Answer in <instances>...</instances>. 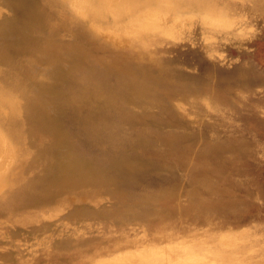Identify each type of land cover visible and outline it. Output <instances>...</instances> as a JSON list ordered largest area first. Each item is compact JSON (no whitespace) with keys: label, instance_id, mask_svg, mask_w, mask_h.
<instances>
[{"label":"rangeland","instance_id":"1","mask_svg":"<svg viewBox=\"0 0 264 264\" xmlns=\"http://www.w3.org/2000/svg\"><path fill=\"white\" fill-rule=\"evenodd\" d=\"M46 1L0 0V264H264V0L123 5L113 16Z\"/></svg>","mask_w":264,"mask_h":264},{"label":"bare ground","instance_id":"2","mask_svg":"<svg viewBox=\"0 0 264 264\" xmlns=\"http://www.w3.org/2000/svg\"><path fill=\"white\" fill-rule=\"evenodd\" d=\"M47 1H48V0H47ZM47 1H46V2H47ZM96 1L98 2L97 4L95 3ZM176 1H177V0H117V2H118L117 4H115L116 2L113 3V0H82L81 2H82L84 5H86V6L92 7V8L95 9L96 12L99 13V14L110 13V15H112V14H113V15H119V14H120V11L122 10L123 5H130V6H133V7L135 8V9H134V8H133V9L136 10L137 8L145 7L147 4H151V3H154V4L158 3V4H160L161 2H164L165 5H168L169 8L174 9ZM190 1H192V0H190ZM226 1H227V0H226ZM3 2L5 3V1H3ZM72 2H74V1H72ZM77 2H78V1H77ZM173 2H174V3H173ZM203 2H204V0H201V1H200V3H203ZM240 2H242V1H240ZM257 2H258V1H257ZM40 3H41V2H40ZM47 3H48V2H47ZM68 3H70V5H71V2H68ZM75 3H76V1L74 2V4H75ZM186 3H187V2H186ZM190 3H191V2H190ZM190 3H189V4H190ZM198 3H199V2H198ZM198 3H197V4H198ZM204 3H206V2H204ZM226 3H227V2H226ZM259 3H260V2H259ZM41 4H42V3H41ZM45 4H46V3H45ZM79 4H81V3H79ZM158 4H157V5H158ZM169 4H171V5H169ZM189 4H188V5H189ZM206 4H208V3H206ZM262 4H263V3H262ZM179 5H180V4H179ZM188 5H187V6H188ZM74 6H75V5H74ZM130 6H129L128 8H130ZM180 6H181V5H180ZM194 6H195V5H194ZM206 6H207V5H206ZM227 6H228V5H227ZM240 6H241V5H240ZM240 6H239V7H240ZM83 7H85V6H83ZM195 7H196V6H195ZM190 8H191V7H190ZM199 8H200V7H199ZM199 8H198V9H199ZM205 8H206V7H205ZM226 8H227V7H226ZM229 8H230V7H229ZM85 9H86V7H85ZM133 9H132V11H134ZM142 9H145V8H142ZM234 9H235V8H234ZM9 10H10V9H9ZM123 10H124V9H123ZM236 10H237V9H236ZM236 10H235V11H236ZM74 11H75V10H74ZM81 11L84 12L85 10H82V9H81ZM81 11L79 10V12H81ZM124 11H125V10H124ZM156 11H157V10H156ZM197 11H198V10H197ZM232 11H233V10H232ZM232 11H231V12H232ZM238 11H239V10H238ZM126 12H127V11H126ZM143 12H145V10L142 11V12H140V16H141V13H143ZM146 12H147V11H146ZM160 12H162V11H159V14H160ZM228 12H229V11H228ZM10 13H11V12H10ZM130 13H131V12H130ZM134 13H135V12H134ZM148 13H149V12H148ZM156 13H158V12H156ZM156 13H155V14H156ZM162 13L165 14V12H162ZM185 13H186V12H185ZM189 13H190V12H189ZM189 13H187V14H189ZM77 14H78V12H77ZM132 14H133V13H132ZM137 14H139V13H137ZM137 14H136V15H137ZM166 14H168V12H167ZM196 14H197V12H196ZM199 14H200V13H199ZM205 14H206V13H205ZM232 14H233V12H232ZM10 15H11V14H10ZM113 15H112V16H113ZM146 15H147V16H146ZM179 15H180V14H179ZM181 15H182V14H181ZM184 15H185V14H184ZM206 15H208V13H207ZM212 15H214V14H212ZM212 15H209V16H212ZM252 15H253V14H252ZM255 15H256V14H255ZM2 16H4V15H2ZM5 16H6V14H5ZM79 16H80V15H79ZM144 16H145L147 19H148V18L151 19V17H152V18H155V16L152 15V14H145ZM165 16H166V15H165ZM201 16H203V15H201ZM214 16H215V15H214ZM217 16H218V15H217ZM256 16H258V15H256ZM7 17H8V16H7ZM7 17H6V18H7ZM11 17H12V16H11ZM11 17H9V18H11ZM74 17H76V16H74ZM80 17H81V16H80ZM84 17H85V15H84ZM134 17H135V16H134ZM134 17H133V18H134ZM141 17H143V16H141ZM141 17H140V18H141ZM166 17H168V16H166ZM180 17H181V16H180ZM212 17H213V16H212ZM218 17H219V16H218ZM262 17H263V16H262ZM1 18H3V17H1ZM67 18H68V17H67ZM69 18H70V17H69ZM81 18H82V17H81ZM163 18H164V17H163ZM173 18H174V17H173ZM191 18H192V17H191ZM191 18H189V19H191ZM224 18H225V17H224ZM260 18H261V17H260ZM3 19L6 20L5 18H3ZM3 19H1V21H3ZM83 19L85 20V18H83ZM130 19H131V17H130ZM144 19H145V18H144ZM170 19H171V18L169 17V20H170ZM214 19H215V18H214ZM261 19H262V18H261ZM141 20H142V19H141ZM151 20H153V19H151ZM151 20H149V21H151ZM164 20H165V18H164ZM164 20H163V22H164ZM228 20L230 21V19H228ZM247 20H248V19H247ZM259 20H260V19H259ZM71 21H72V20H71ZM131 21H132V20H131ZM131 21H130V22H131ZM147 21H148V20H147ZM158 21H159V20H158ZM166 21H167V19H166ZM166 21L164 22V24L167 23ZM177 21H178V20H177ZM205 21H206V20H205ZM127 22H128V21H127ZM156 22H157V21H156ZM173 22H174V21H173ZM227 22H228V21H227ZM227 22L224 21V23H227ZM246 22H247V21H246ZM246 22H245V23H246ZM4 23H5V22H4ZM6 23H7V22H6ZM69 23L71 24L72 22H69ZM90 23L93 24L92 22H90ZM90 23H89V24H90ZM124 23H126V22H124ZM124 23H121V24H124ZM133 23H134V22H133ZM170 23H171V22H170ZM178 23H179V22H178ZM178 23H177V24H178ZM224 23H223V24H224ZM49 24H51V23H49ZM89 24H88V25H89ZM121 24H119V25H121ZM131 24H132V22H131ZM136 24H137V23H136V21H135V24H133V25L136 26ZM138 24H139V23H138ZM150 24H151V23H150ZM175 24H176V23H175ZM175 24H174V25H175ZM179 24H180V23H179ZM208 24H209V23H208ZM217 24H218V23H217ZM217 24H216V25H217ZM229 24H230V23H229ZM94 25H95V27L97 28L98 25H97V26H96V24H94ZM124 25H125V24H124ZM128 25H129V24H128ZM133 25H132V26H133ZM143 25H144V24H143ZM158 25H159V24H158ZM158 25H157V26H158ZM166 25H167V24H166ZM169 25H170V24H169ZM230 25H231V24H230ZM49 26H50V25H49ZM70 26H71V25H70ZM107 26H108V25H107ZM112 26H113V25H112ZM112 26H111V27H112ZM147 26H148V25H147ZM159 26H160V25H159ZM177 26H178V25H177ZM181 26H182V25H180V27H181ZM190 26H191V25H190ZM220 26H222V25H220ZM248 26H249V25H248ZM2 27H3V26H2ZM55 27H56V26H55ZM57 27H58V26H57ZM89 27H90V26H89ZM98 27L100 28V26H98ZM140 27H142V26H140ZM154 27H156V25H155ZM208 27H209V26H208ZM0 28H1V27H0ZM107 28H109V27H107ZM116 28H117V26L115 27V29H116ZM142 28H143V27H142ZM150 28H152V27H150ZM156 28H157V27H156ZM166 28H168V27H166ZM174 28H176V27L174 26ZM177 28L179 29V27H177ZM181 28H182V27H181ZM210 28H212V26H211ZM102 29H103V27H102ZM109 29H110V28H109ZM115 29H113V30H111V31L114 32ZM172 29H173V28H172ZM208 29H209V28H208ZM216 29H217V28H216ZM230 29H231V28H230ZM247 29H248V27H247ZM249 29H250V28H249ZM92 30H94V29L92 28ZM105 30H107V29H104L103 31H105ZM120 30H122V29H120ZM134 30H135V29H134ZM134 30H131V32L134 31ZM142 30H144V29H142ZM145 30H147V29H145ZM151 30H153V28H152ZM151 30H150V31H151ZM165 30H166V29H165ZM169 30H170V29H169ZM197 30H198V29H197ZM197 30H196V31H197ZM228 30H229V29H228ZM250 30H251V29H250ZM99 31H100V30H99ZM128 31H130V30H128ZM136 31H137V33L139 34L138 30H136ZM136 31H134L135 34H136ZM159 31H160V30H159ZM175 31H176V30H175ZM181 31H182V30H181ZM189 31H190V30H189ZM212 31H213V30H212ZM124 32L126 33V31H124ZM131 32H127V33L129 34V33H131ZM154 32H155V31H154ZM177 32H178V31H177ZM208 32H209V30H208ZM231 32H232V31H231ZM62 33H63V32H62ZM98 33H99V32H98ZM125 33H124L123 35L127 36ZM173 33H174V32H173ZM175 33H176V32H175ZM212 33H213V32H212ZM222 33H223V32H222ZM115 34L118 35V33H116V32H115ZM120 34H122V33H119V35H118L119 37L117 36L118 38H120ZM131 34H132V36H133V33H131ZM135 34H134V35H135ZM138 34H137V35H138ZM224 34H225V33H224ZM231 34H232V33H231ZM36 35H37V34H36ZM39 35H40V34H39ZM61 35H62V34H61ZM123 35H121V36H123ZM171 35H173L172 32H171ZM196 35H197V34H196ZM226 35H227V34H226ZM247 35H248V34H247ZM100 36H101V35H100ZM16 37H17V36H16ZM62 37H63V36H62ZM103 37H104V36H103ZM176 37H177V36H176ZM0 38H1V37H0ZM2 38H3V37H2ZM9 38H10V37H9ZM11 38H12V37H11ZM63 38H64V37H63ZM65 38H66V37H65ZM173 38H175V37H173ZM206 38H207V37H206ZM208 38H209V37H208ZM218 38H219V37H218ZM120 39H121V38H120ZM106 40H109V39L106 38ZM176 40H178V39H176ZM110 41H111V40H110ZM211 41H212V40H211ZM233 41H234V40H233ZM70 42H71V41H70ZM213 42H214V41H213ZM216 42H217V41H216ZM222 42H223V41H222ZM114 43H115V42H114ZM219 43H220V42H219ZM236 43H237V42H236ZM124 44H125V43H124ZM256 44H257V43H256ZM43 45H44V44H43ZM115 45H116V44H115ZM257 45H259V44H257ZM117 46H121V45H117ZM233 46H235V45H233ZM242 46H243V45H242ZM250 46H251V45H250ZM182 47H183V46H182ZM57 48H60V47H57ZM57 48H56V49H57ZM153 48H154V47H153ZM153 48H152V49H153ZM180 48H181V47H180ZM255 48H256V47H255ZM70 49H71V48H70ZM214 49H215V48H214ZM60 50H61V48L59 49V51H60ZM72 50H73V49H72ZM238 50H239V49H238ZM243 50H245V49H243ZM57 51H58V49H57ZM57 51H56V52H57ZM66 51H70V50H66ZM73 51H74V50H73ZM248 51H249V50H248ZM49 52H51V51H49ZM49 52H48V54H49ZM60 52H61V51H60ZM74 52H75V51H74ZM211 52H212V51H211ZM241 52H242V51H241ZM52 53H53V52H52ZM63 53H64V52H63ZM63 53H62V55H63ZM160 53H161V52H160ZM203 53H204V52H203ZM205 53H207V52H205ZM214 53H215V51H214ZM257 53H258V52H257ZM36 54H37V53H36ZM38 54H39V53H38ZM43 54H44V53H43ZM69 54H71V52H69ZM69 54H68V55H69ZM86 54H87V53H86ZM197 54H198V53H197ZM197 54H196V55H197ZM254 54H256V53L254 52ZM41 55H42V54H41ZM51 55H52V54H51ZM65 55H66V54H65ZM170 55H171V54H170ZM48 56H49V55H48ZM66 56H67V55H66ZM91 56H92V55H91ZM216 56H217V55H216ZM218 56H219V55H218ZM55 57H56V56H55ZM74 57H75V56H74ZM101 57H102V56H101ZM221 57H222V56H221ZM25 58H26V57H25ZM65 58H66V57H65ZM76 58H77V57H76ZM134 58H135V57H134ZM57 59H59V58H57ZM69 59H70V58H69ZM93 59H94V60H92L91 62H89V63H90V67H92L91 63L94 62V61H96L94 57H93ZM102 59H104V57H103ZM102 59H101V60H102ZM201 59H202V58H201ZM26 60H29L28 57H27ZM42 60H43V59H42ZM54 60H55V59H54ZM84 60H87V61H88L89 59H84ZM90 60H91V59H90ZM99 60H100V59H99ZM109 60H110V59H109ZM179 60H180V59H179ZM198 60H199V59H198ZM243 60H244V59H243ZM246 60H247V59H246ZM35 61H36V60H35ZM55 61H56V60H55ZM55 61H54V63H55ZM199 61H200V60H199ZM233 61H234V60H233ZM241 61H242V60H241ZM24 62H26V61H24ZM45 62H46V61H45ZM57 62H58V60H57ZM85 62H86V61H85ZM96 62H97V61H96ZM128 62H129V61H128ZM204 62H205V61H204ZM29 63H31V62H29ZM39 63H40V62H39ZM43 63H44V62H43ZM64 63H65V62H64ZM99 63H100V62H99ZM103 63H104V62H103ZM109 63H110V62H109ZM109 63H108V64H109ZM130 63H131V62H130ZM211 63H212V62H211ZM241 63H242V62H241ZM243 63H244V62H243ZM21 64H22V63H21ZM26 64H27V63H26ZM40 64H41V63H40ZM78 64H79V63H78ZM121 64H122V63H121ZM131 64H132V63H131ZM131 64H130V65H131ZM30 65H32V64H30ZM45 65H46V64H45ZM49 65H50V64H49ZM122 65H123V64H122ZM124 65H125V64H124ZM132 65H133V64H132ZM246 65H247V64H246ZM0 66H1V65H0ZM93 66H94V65H93ZM110 66L113 67V65H110ZM134 66H135V65H134ZM26 67H27V66H26ZM51 67H52V66H51ZM61 67H62V66H61ZM66 67H67V66H66ZM82 67H84V68L86 67V69H87V66H86V65H85V66H82ZM88 67H89V66H88ZM90 67H89V68H90ZM124 67H125V66H124ZM124 67H122V68L125 69ZM126 67L128 68V67H130V66H126ZM138 67H139V66H138ZM89 68H88V70H90ZM97 68H100V67H97ZM105 68H106V70H107V67H105ZM114 68H115V67H114ZM139 68H140V67H139ZM178 68H179V67H178ZM196 68H197V67H196ZM209 68H210V66H209ZM248 68H249V67H248ZM248 68L246 67V69H248ZM28 69H29V68H28ZM30 69H31V68H30ZM69 69L72 70V68H69ZM92 69H93V68H91V70H92ZM110 69H111V68H110ZM130 69H131V68H130ZM140 69H141V68H140ZM145 69H146V68H145ZM147 69H149V68H147ZM77 70H79V69H77ZM81 70H82V69H81ZM91 70H90V71H91ZM95 70H96V69H95ZM101 70H103V69H101ZM205 70H206V69H205ZM208 70H209V69H208ZM4 71H5V70H4ZM11 71H12V70H11ZM13 71H14V70H13ZM13 71H12V72H13ZM24 71H25V70H24ZM41 71H43V70H41ZM93 71H94V69H93ZM93 71H92V72H93ZM97 71H99V70H97ZM107 71H108V70H107ZM114 71H115V70L112 71L113 74L115 73ZM121 71H122V70H121ZM123 71H124V70H123ZM128 71H130L129 68H128ZM142 71H143V70H142ZM151 71H152V69H151ZM151 71H150V72H151ZM14 72H15V71H14ZM28 72H30V71H28ZM38 72H39V71H38ZM38 72H37V74H38ZM100 72H101V71H100ZM103 72H104V71H103ZM108 72H109V71H108ZM125 72H126V71H125ZM145 72H147V71L145 70ZM240 72H242V71H240ZM240 72H239V74H240ZM243 72H244V71H243ZM106 73H107V72H106ZM110 73H111V72H109V74H110ZM253 73H256V72H253ZM262 73H263V72H262ZM29 74H30V73H29ZM29 74H28V75H29ZM44 74H46V73H44ZM47 74H48V73H47ZM96 74H97V73H96ZM98 74H100V73H98ZM107 74H108V73H107ZM145 74H146V73H145ZM212 74H213V73H212ZM244 74H245V73H244ZM246 74H247V73H246ZM246 74H245V75H246ZM4 75H5V74H4ZM14 75H15V74H14ZM30 75H31V74H30ZM130 75H131V74H130ZM153 75H154V74H153ZM159 75H160V74H159ZM242 75H243V74H242ZM242 75L240 74V76H242ZM6 76H7V75H5V78H6ZM15 76H16V75H15ZM15 76H14V77H15ZM17 76H18V75H17ZM31 76H32V75H31ZM37 76H38V75H37ZM50 76H51V75H50ZM210 76H211V75H210ZM218 76H219V75H218ZM240 76H239V77H240ZM252 76H253V75H252ZM29 77H30V76H29ZM116 77H117V76H116ZM141 77L143 78V76H141ZM206 77H207V75H206ZM222 77H223V76H222ZM257 77H258V76H257ZM257 77H256V78H257ZM260 77H261V76H259V78H260ZM46 78H47V77H46ZM210 78H211V77H210ZM249 78H250V77H249ZM259 78H258V79H259ZM16 79H17V78H16ZM31 79H33V77H31ZM47 79H48V78H47ZM76 79H77V78H76ZM116 79L118 80V78H116ZM160 79H161V76H160ZM172 79H173V78H172ZM186 79H187V78H186ZM211 79H212V78H211ZM237 79H238V78H237ZM242 79L245 80L244 78H242ZM262 79H263V78H262ZM262 79H261V80H262ZM0 80H1V79H0ZM7 80H8V79H7ZM7 80H6V81H7ZM162 80H163V79H162ZM162 80H161V81H162ZM184 80H185V78H184ZM204 80H205V79H204ZM243 80H242V81H243ZM246 80H248V79H246ZM17 81H18V80H17ZM39 81H40V79H39ZM43 81H44V80H43ZM163 81H166V80H163ZM206 81H207V80H206ZM258 81H260V80H258ZM263 81H264V80H263ZM10 82H11V80H10ZM24 82H25V81H24ZM28 82H29V80H28ZM77 82H78V81H77ZM194 82H195V81H194ZM197 82H198V81H197ZM221 82H222V81H221ZM7 83H8V82H7ZM189 83H190V82H188L187 84H189ZM207 83H208V81H207ZM226 83H227V81H226ZM226 83H225V84H226ZM256 83H257V85L259 84L258 82H256ZM261 83H262V82H261ZM4 84H6V83H4ZM24 84H25V83H24ZM26 84H27V83H26ZM184 84H186V83H184ZM190 84L192 85V83H190ZM225 84H224V85H225ZM7 85L10 86L11 84H7ZM15 85H16V84H15ZM78 85H79V83H78ZM128 85H130V84L128 83ZM173 85H174V84H173ZM193 85H194V84H193ZM202 85H203V81H202ZM180 86H181V85H180ZM180 86H179V87H180ZM204 86H205V85H203V88H204ZM220 86H221V85H220ZM263 86H264V85H263ZM11 87H12V86H11ZM15 87H16V86H15ZM22 87H23V86H22ZM62 87H63V86H62ZM79 87H81V86H79ZM82 87H83V86H82ZM86 87H87V86H86ZM86 87H85V88H86ZM89 87H90V86H89ZM91 87H92V86H91ZM96 87L98 88V86H96ZM191 87H193V86H191ZM200 87L202 88V86H200ZM217 87H218V86H217ZM224 87H225V86H224ZM244 87H245V86H244ZM261 87H262V86H261ZM16 88H17V87H16ZM16 88H15V89H16ZM24 88H25V87H24ZM34 88H35V87H34ZM77 88H78V86H77ZM97 88H95L96 90L91 91V92H93L92 96H94V94H96ZM101 88H102V87H101ZM187 88H188V86H187ZM194 88H195V87H194ZM201 88H199V89H201ZM220 88H221V87H220ZM236 88H237V87H236ZM78 89L81 90L82 88H81V89L78 88ZM185 89H186V87H185ZM195 89L197 90V88H195ZM238 89H239V88H238ZM242 89H243V88H242ZM244 89L246 90V88H244ZM249 89H250V88H249ZM22 90H23V89H22ZM35 90H36V89H35ZM99 90H100V91H99ZM101 90H102V89H100V87H99V89H98V95L101 93ZM129 90H130V89H128V91H129ZM173 90H174V89H173ZM201 90H202V89H201ZM239 90H240V89H239ZM179 91H180V90H179ZM185 91H186V90H185ZM193 91H194V90H193ZM198 91H199V90H198ZM74 92H75V91H74ZM89 92H90V91H89ZM105 92H106V91H105ZM180 92H181V91H180ZM204 92H205V91H203V93H204ZM242 92H243V91H242ZM24 93H25V92H24ZM32 93H33V92H32ZM32 93H31V95H33ZM76 93H77V92H76ZM79 93L81 94V92H79ZM79 93H78V96H80ZM103 93H104V92H103ZM110 93H111V92H110ZM193 93H195V92H193ZM193 93H192V94H193ZM200 93H201V91H200ZM203 93H201V94H203ZM214 93H215V92H213V94H214ZM240 93H241V92H240ZM67 94H68V93H67ZM90 94H91V93H89L88 96H91ZM101 94H102V93H101ZM101 94H100V95H101ZM108 94H109V92H108ZM108 94H107V95H108ZM111 94H112V93H111ZM192 94H190V96H193ZM45 95H46V94H45ZM128 95H130V94H128ZM180 95H181V94H180ZM180 95H179V96H180ZM182 95H183V94H182ZM195 95H196V93H195ZM203 95H204V94H203ZM74 96H76V95L74 94ZM108 96H109V95H108ZM121 96L123 97V95H121ZM126 96H127V95H126ZM1 97H3V95H0V103H1V102L4 103L5 100L7 101V99H6L5 97H3L4 100H2ZM21 97H22V96H21ZM109 97H110V96H109ZM130 97H131V96H130ZM133 97H134V96H133ZM199 97H200V96H199ZM76 98H77V96H76ZM92 98H93V97H92ZM99 98H100V96H98V101L100 100ZM173 98H176V97H173ZM173 98H171V99H173ZM240 98H241V97H240ZM130 99H131V98H130ZM133 99H134V98H133ZM133 99H132V100H133ZM243 99H244V98H243ZM42 100H43V98H42ZM44 100H45V99H44ZM77 100H78V99H77ZM86 100H88L87 102H89L90 99H86ZM91 100H93V99H91ZM236 100H237V99H236ZM23 101H24V100H23ZM83 101H84V100H83ZM166 101H167V99H166ZM169 101H170V100H169ZM169 101H168V102H169ZM245 101H246V100H245ZM170 102H171V101H170ZM189 102H190V101H189ZM224 102L226 103V101H224ZM133 103H134V102H133ZM182 103H183V102H182ZM239 103H240V102H239ZM89 104H90V102H89ZM96 104H97V103H96ZM126 104H127V103H126ZM134 104H136V103H134ZM170 104H171V103H170ZM193 104H194V103H193ZM193 104H192V105H193ZM50 105H51V104H50ZM150 105H151V104H150ZM180 105H181V104H180ZM183 105H184V104H183ZM186 105H187V104H186ZM203 105H204V104H203ZM238 105H239V104H238ZM135 106H138V103H137ZM152 106H153V103H152ZM171 106H172V105H171ZM174 106H175V105H174ZM174 106H173V107H174ZM188 106H189V105H188ZM241 106H243V105H241ZM23 107H24V106L22 105V108H23ZM49 107H50V106H49ZM51 107H52V106H51ZM51 107H50V108H51ZM97 107H98V106H97ZM139 107H140V106H139ZM141 107H142V104H141ZM192 107H193V106H192ZM92 108H93V106H92ZM151 108H152V107H151ZM176 108H177V107H176ZM185 108H186V107H185ZM212 108H213V107H212ZM214 108H215V106H214ZM240 108H241V107H240ZM94 109H95V107H94ZM129 109H130V108H129ZM196 109H197V108H196ZM217 109H218V108H217ZM247 109H248V108H247ZM207 110H208V109H207ZM258 110H259V109H258ZM97 111H98V110H97ZM199 111H200V110H199ZM234 111H235V110H234ZM259 111H260V110H259ZM26 112L29 113L28 111H26ZM26 112H23V113H26ZM53 112H54V111H53ZM88 112L90 113V111H88ZM92 112H93V111H92ZM200 112H201V111H200ZM210 112H211V111H210ZM235 112H236V111H235ZM146 113H147V112H146ZM151 113H153V112H151ZM154 113H155V112H154ZM176 113H177V112H176ZM195 113H196V112H195ZM201 113H202V112H201ZM207 113H208V112H207ZM237 113H240V112L237 111ZM260 113H261V112H260ZM91 114H93V113H91ZM240 114H241V113H240ZM93 115H94V114H93ZM99 115H100V114H99ZM157 115H158V114H157ZM207 115H208V114H207ZM81 116H82V115H81ZM100 116H101V115H100ZM70 117H71V116H70ZM70 117H69V118H70ZM87 117H89V116H87ZM92 117H93V116H92ZM139 117H140V116H139ZM139 117H138V118H139ZM187 117H188V115H187ZM234 117H235V115H234ZM238 117H239V116H238ZM24 118H25V114H24ZM65 118H66V117H65ZM69 118H68V119H69ZM94 118H95V117H94ZM99 118H101V117H99ZM126 118H127V117H126ZM177 118H179V117H177ZM198 118H199V117H198ZM204 118H205V117H204ZM239 118H240V117H239ZM241 118H242V117H241ZM241 118H240V119H241ZM25 119H26V118H25ZM70 119L72 120L73 118H70ZM77 119H79V118H77ZM80 119H81V118H80ZM84 119H85V118H84ZM84 119H83V120H84ZM133 119H134V118H133ZM133 119H132V120H133ZM141 119H142V118H141ZM179 119H181V118H179ZM64 120H65V119H64ZM73 120H74V119H73ZM81 120H82V119H81ZM92 120H93V119H92ZM132 120L130 119V121H132ZM183 120H184V119H183ZM198 120H199V119H198ZM208 120H209V119H208ZM241 120H242V119H241ZM259 120H260V119H259ZM200 121H201V120H200ZM216 121H217V120H216ZM233 121H234V120H233ZM238 121H239V120H238ZM65 122H66V121H65ZM133 122H135V119L133 120ZM188 122H189V121H188ZM67 123H68V121H67ZM141 123H142V122H141ZM195 123H196V122H195ZM131 124H133V123L131 122ZM135 124L138 125V123H135ZM147 124H148V122H147ZM139 125H140V124H139ZM2 126H3V129L5 130L4 133H8V131L11 129L10 122H7V123H5V124L2 125ZM26 126H28V125H26ZM80 126H82V125H80ZM63 127H64V124H63ZM83 127H84V126H83ZM151 127H153V126H151ZM26 128H29V127H26ZM32 128H33V127H32ZM64 130H65V129H64ZM0 133H1V132H0ZM140 133H142V131H141ZM26 134H27V133H26ZM39 134H40V133H39ZM68 134H69V133H68ZM37 135H38V134H37ZM145 135H147V134H145ZM1 136H2V135H1ZM1 136H0V138H1ZM39 136H40V135H39ZM41 136H42V135H41ZM41 136H40V137H41ZM254 136H255V135H254ZM254 136H253V137H254ZM256 136H257V135H256ZM43 137H45V136H43ZM180 137H181V136H179V138H180ZM26 138L28 139V137H26ZM177 138H178V137H177ZM184 138H185V137H184ZM40 139H41V138H40ZM48 139H49V138H48ZM50 139H52V138H50ZM180 139H183V138H180ZM221 139H222V138H221ZM30 140H31V139H30ZM185 140H186V139H185ZM47 141H48V140H47ZM140 141H141V140H140ZM254 141H255V140H254ZM26 142H27V141H26ZM141 142H142V141H141ZM186 142H187V141H186ZM208 142H209V141H208ZM211 142H212V141H211ZM39 143L41 144V141H40ZM42 143H43V142H42ZM44 143H45V142H44ZM49 143H50V142H49ZM181 143H182V142H181ZM184 143H185V142H184ZM256 143H257V142H256ZM0 144H1V143H0ZM40 144H39V145H40ZM72 144H73V143H72ZM96 144H99V142L96 143ZM209 144H210V143H209ZM254 144H255V142H254ZM99 145H100V144H99ZM45 146H46V145H45ZM70 146H71V144H70ZM96 146H97V145H96ZM162 146L165 147V145H162ZM39 147H40V146H39ZM105 147H106V145H105ZM133 147H134V146H133ZM156 147H157V145H156ZM181 147H182V146H181ZM70 148H71V147H70ZM109 148H110V147H109ZM129 148H131V147H129ZM250 148H251V147H250ZM252 148H253V147H252ZM3 149H4V148H3ZM64 149H65V148H64ZM157 149H160V148H157ZM241 149H242V148H241ZM243 149H244V148H243ZM247 149H248V148H247ZM70 150H71V149H70ZM189 150L191 151V149H189ZM216 150H217V149H216ZM235 150H236V149H235ZM238 150H239V149H238ZM7 151H8V150H7ZM109 151H110V150H109ZM69 152H70V151H69ZM69 152H68V153H69ZM212 152L215 153L214 150H213ZM219 152H220V151H219ZM244 152H245V149H244ZM247 152H248V151H247ZM146 153H148V152L146 151ZM179 153L181 154L182 152H179ZM187 153H188V152H186V154H187ZM189 153H192V152H189ZM220 153H221V152H220ZM239 153H241V152H239ZM33 154H34V153H33ZM169 154H170V153H169ZM183 154H184V152H183ZM183 154H182V156H184V158H185V155H183ZM192 154H193V153H192ZM198 154H199V153H198ZM198 154H196V155H198ZM215 154H216V153H215ZM215 154H214V155H215ZM241 154H242V153H241ZM171 155H172V154H171ZM173 155H174V154H173ZM173 155H172V156H173ZM210 155H211V154H210ZM214 155H212V156H214ZM178 156H179V155H178ZM180 156H181V155H180ZM182 156H181V157H182ZM208 156H209V155H208ZM225 156H226L225 154L222 155V159H223V160H224ZM70 157H71V155H70ZM135 157H136V156H135ZM135 157H134V158H135ZM176 157H177V156H176ZM240 157H241V156H240ZM44 158H45V157H44ZM44 158H43V159H44ZM52 158H53V157H52ZM81 158H82V157H81ZM129 158H130V157H129ZM131 158H132V156H131ZM141 158H142V157H141ZM143 158H145V157H143ZM146 158H147V157H146ZM177 158H178V157H177ZM188 158H189V157H188ZM199 158H202V157L199 156ZM203 158H204V156H203ZM205 158H206V157H205ZM45 159H47V158H45ZM71 159H73V158H71ZM149 159L151 160V158H149ZM178 159H179V158H178ZM178 159H176V160H178ZM197 159H198V157H197ZM207 159H208V158H207ZM240 159H241V158H240ZM47 160H48V159H47ZM47 160H46V161H47ZM54 160H55V159H54ZM75 160H76V161H75ZM75 160H73V161L76 162L75 164L77 165V163H78L77 161H78L79 159L77 160V158H76ZM198 160H199V159H198ZM223 160H221V161L223 162ZM248 160H249V159H248ZM40 161H41V160H40ZM40 161H39V163H40ZM69 161H70V160H69ZM79 161H81V160H79ZM116 161H117V160H116ZM116 161H115V162H116ZM131 161H132V160H131ZM151 161H152V160H151ZM179 161H180V160H179ZM183 161H184V159H183ZM196 161H197V160H196ZM208 161H209V160H208ZM215 161H216V160H215ZM218 161H219V159H218ZM227 161H228V160H227ZM42 162H43V161H42ZM89 162H90V161H89ZM120 162H121V161H120ZM120 162L117 161V163H120ZM234 162H235V161H234ZM240 162H242V160L239 161V163H240ZM79 163H82V162H79ZM126 163H127V162H126ZM126 163H125V164H126ZM184 163H186V162H184ZM230 163L233 164V161H230ZM236 163H237V162H236ZM236 163H235V164H236ZM239 163H238V164H239ZM253 163H254V162H253ZM54 164H55V163H54ZM90 164H92V163L90 162ZM125 164H124V166H125ZM131 164H132V163H130L129 165H127V166H126V167H127L126 169H129V168H137V167H138V165L136 166V165H131ZM208 164L210 165V163H208ZM217 164H218V163H217ZM34 165H35V164H34ZM43 165H44V164H43ZM49 165H51V164H50V160H49ZM71 165H73V163H72ZM204 165H205V163H204ZM211 165H212V164H211ZM236 165H237V164H236ZM255 165H256V164H255ZM37 166H38V164H37ZM90 166H91V165H90ZM186 166H187V165H186ZM40 167H41V166H40ZM75 167H76V166H75ZM87 167H88V166H87ZM113 167H114V166H113ZM155 167H156V166H155ZM213 167H214V166H213ZM33 168H34V167H33ZM33 168H31V169H33ZM35 168H36V167H35ZM35 168H34V169H35ZM91 168H92V166H91ZM124 168H125V167H124ZM139 168H140V165H139ZM142 168H144V167H142ZM184 168H185V167H184ZM218 168H219V167H218ZM220 168H222V167L220 166ZM240 168H241V167H240ZM243 168H244V167H243ZM116 169H117V168H116ZM153 169H155V168H153ZM215 169L217 170V168H215ZM236 169H237V168H236ZM241 169H242V168H241ZM256 169H257V168H256ZM256 169H254V170H256ZM23 170H24V169H23ZM38 170H40L41 173H42L41 168L38 169ZM85 170L87 171V169H85ZM117 170H118V169H117ZM137 170H138V169H137ZM201 170H203V169H199V170H198L199 173H200ZM204 170H205V169H204ZM206 170H209V169H206ZM210 170H211V169H210ZM258 170L260 171V169H258ZM262 170H263V169H262ZM82 171H83V168H82ZM128 171H129V170H128ZM188 171H190V170L188 169ZM213 171H214V168H213ZM236 171H237V170H236ZM91 172H93V171H91ZM120 172H121V171H120ZM151 172H152V171H151ZM204 172H205V171H204ZM207 172H208V171H207ZM210 172H212V170H211ZM36 173H38V172H36ZM78 173H79V172H78ZM85 173H86V172H85ZM85 173H83V175H88V174H85ZM149 173H150V171H149ZM193 173H194V172H193ZM215 173H216V171H215ZM219 173H220V172H219ZM229 173H230V172H229ZM229 173H227V174H229ZM237 173H239V172H237ZM27 174H28V172H27ZM32 174H33V173H32ZM93 174H94V173H93ZM95 174H96V173H95ZM95 174H94V175H95ZM151 174H152V173H151ZM216 174H217V173H216ZM243 174H244V172H243ZM211 175H212V174H211ZM214 175H215V174H214ZM230 175H232V174H230ZM244 175H245V174H244ZM78 176H79V178H80L81 175L78 174ZM92 176H93V175H92ZM97 176H98V175H97ZM215 176H216V175H215ZM226 176H227V175H226ZM3 177H4V175H3ZM27 177H28V176H27ZM193 177H194V176H193ZM206 177H208V174L206 175ZM206 177H205V178H206ZM216 177H217V176H216ZM232 177H233V176H232ZM236 177H237V176H236ZM240 177H242V176H240ZM246 177H247V175H246ZM256 177H257V176H256ZM256 177H255V178H256ZM92 178H93V177H92ZM195 178H196V177H195ZM199 178H200V177H199ZM203 178H204V177H203ZM203 178H201V179H203ZM242 178H244V177H242ZM247 178H248V177H247ZM77 179H78V178L76 177L75 180H77ZM94 179H95V178H94ZM190 179H192V177H191ZM190 179H188L189 182H190ZM206 179H207V178H206ZM208 179H209V178H208ZM213 179H214V177H213ZM256 179H257V178H256ZM256 179H255V180H256ZM95 180H96V179H95ZM1 181H3V179H2ZM93 181H94V180H93ZM193 181H194V180H193ZM196 181H197V180H196ZM249 181H251V180H249ZM15 182H16V181H15ZM67 182H69V181H66V182H65L66 185H64V186H66V187H68V185H72V187H73V184L75 185V183L72 182L71 180H70V183H71V184H70V183H67ZM180 182H181V181H180ZM186 182H187V181H186ZM253 182H254V181H253ZM2 183H3V182H2ZM80 183L82 184L83 182L81 181ZM89 183L92 184L91 181H90ZM93 183H94V182H93ZM177 183H178V182H177ZM187 183H188V182H187ZM192 183L195 184V182H192ZM229 183H230V181H229ZM20 184H21V183H20ZM20 184H19V186H20ZM22 184H23V183H22ZM62 184H64V183H62ZM78 184H79V182H78ZM180 184H181V183H180ZM180 184H179V185H180ZM232 184H234V182H232ZM235 184H237V183L235 182ZM238 184H239V183H238ZM241 184H242V183H241ZM245 184H246V183H245ZM1 185H2V184H1ZM24 185H25V181H24ZM56 185H57V184H56ZM56 185H53V186H56ZM174 185H175V183H174ZM184 185H185V183H184ZM219 185H220V184H219ZM254 185H255V184H254ZM53 186H49V189H51V187H53ZM57 186L59 187V185H57ZM60 186H61V185H60ZM64 186H63V187H64ZM90 186H91V185H90ZM191 186H192V185H191ZM194 186H195V185H194ZM196 186H197V185H196ZM222 186H225V185H222ZM226 186H227V185H226ZM232 186H233V185H230V184L228 185L229 188H231ZM234 186H235V185H234ZM234 186H233V188H236V186H235V187H234ZM239 186H240V184H239ZM69 187H71V186H69ZM115 187L117 188V185H116ZM175 187H176V186H175ZM189 187H190V186H189ZM192 187H193V186H192ZM197 187H198V186H197ZM4 188H5V187H4ZM20 188H21V187H20ZM47 188H48V186H47ZM55 188H56V187H55ZM59 188L62 189V186L59 187ZM116 188H115V189H116ZM165 188H168V187H165ZM198 188H200V187H198ZM233 188H232V189H233ZM244 188H245V187H244ZM1 189H2V188H1ZM162 189H163V188H162ZM171 189H173V188H171ZM195 189H197V188H195ZM245 189H246V188H245ZM245 189H243V191H245ZM74 190H76V189H74ZM167 190H169V189H167ZM175 190L177 191L178 189H175ZM198 190H199V189H198ZM221 190H222V189H221ZM221 190L219 189V192H220ZM223 190H224V189H223ZM223 190H222V192H223ZM234 190H235V189H234ZM252 190H253V189H252ZM252 190H251V191H252ZM15 191H16V189H15ZM69 191H70V190H69ZM71 191H72V190H71ZM178 191H179V190H178ZM200 191H201V190H200ZM257 191H258V189H257ZM79 192H80V191H79ZM255 192H256V191H255ZM158 193H159V192H157V196H158ZM181 193H182V191H181ZM203 193H204V191H203ZM205 193H206V192H205ZM78 194H79V193H78ZM184 194H185V193H184ZM201 194H202V193H201ZM223 194H225V193L223 192ZM232 194H233V192H232ZM237 194H238V193H237ZM253 194H254V193H253ZM5 195H6V194H5ZM203 195H205V194H203ZM221 195H222V194H221ZM227 195H228V194H227ZM229 195H230V194H229ZM235 195H236V194H235ZM245 195H246V194H245ZM115 196H116V195H115ZM248 196H249V195H248ZM251 196H252V195H251ZM259 196H260V195H259ZM207 197H208V195H207ZM209 197H210V196H209ZM246 197H247V196H246ZM246 197H245V198H246ZM249 197H250V196H249ZM4 198H5V197H4ZM92 198H93V197H92ZM219 198H220V197H219ZM234 198H235V197H234ZM234 198H230V199H229V203L232 201V199H233L234 201L239 202V200H237V198H235V199H234ZM73 199H74V198H73ZM224 199H225V198H224ZM259 199H260V198H259ZM261 199H262V198H261ZM55 200H56V199H55ZM75 200H76V198H75ZM80 200H81V199H80ZM90 200H91V199H90ZM93 200H94V199H93ZM97 200H98V199H97ZM214 200H216V198H215ZM230 200H231V201H230ZM241 200H242V199H241ZM3 201H4V200H3ZM99 201H100V200H99ZM219 201H220V199H219ZM221 201H222V200H221ZM234 201H233V202H234ZM0 202H2V201H0ZM242 202H244V201L242 200ZM104 203H105V202H104ZM231 203H232V202H231ZM79 204H80V203H79ZM79 204H78V205H79ZM98 204H100V203H98ZM188 204H189V203H188ZM222 204H223V203H222ZM227 204H228V202H227ZM256 204H257V203H256ZM216 205L219 206L218 203H217ZM223 205H225V204H223ZM240 205H241V204H240ZM242 205H243V203H242ZM250 205H251V204H250ZM253 205H254V204H253ZM258 205H259V204H258ZM45 206H46V205H45ZM93 206H94V205H93ZM99 206H101V204H100ZM217 206H215V207H217ZM237 206H238V205H237ZM85 207H86V206H85ZM191 207H193V206H191ZM191 207H190V208H191ZM194 207H195V206H194ZM224 207H225V206H224ZM227 207H228V206H227ZM232 207H233V205H232ZM235 207H236V205H235ZM244 207H245V206H244ZM43 208H44V206H43ZM93 208H94V207H92V209H93ZM190 208L188 209V211L190 210ZM196 208H197V207H196ZM196 208H195V209H196ZM204 208H205V207H204ZM211 208H212V207H211ZM217 208H220V209L222 210V207H221V206H219V207H217ZM257 208H258V206H257ZM259 208H260V207H259ZM85 209H86V208H85ZM88 209H89V208H88ZM88 209H87V210H88ZM209 209H210V208H209ZM209 209H207V210H209ZM227 209H228V208H227ZM238 209H239V208H237V210H238ZM2 210H4V207L0 206V218H1L2 215H3V214H2ZM54 210H56V209H54ZM185 210H186V209H185ZM197 210H198V209H197ZM205 210H206V208H205ZM241 210H242V209H241ZM241 210L239 209V211H241ZM257 210H258V209H257ZM10 211H11V210H10ZM51 211H52V209H51ZM85 211H86V210H85ZM89 211H90V210H89ZM96 211H98V209H97ZM164 211H166V210H164ZM171 211H174V210H171ZM188 211H187V212H188ZM198 211L200 212V209H199ZM198 211H197V212H198ZM38 212H39V211H38ZM53 212H54V211H53ZM86 212H87V211H86ZM99 212H100V211H99ZM111 212H112V211H111ZM125 212H126V211H125ZM128 212H129V208H128ZM128 212H126V214H127ZM184 212H185V211H184ZM187 212H185V213L187 214ZM195 212H196V211H195ZM199 212H198V213H199ZM219 212H221V211H219ZM222 212H223V211H222ZM68 213H69V212H68ZM91 213H92V212H91ZM91 213H90V214H91ZM114 213H115V212H114ZM119 213H122V212H119ZM182 213H183V212H182ZM182 213H181V215H182ZM207 213H208V212H207ZM226 213H227V212H226ZM228 213H230V212L228 211ZM243 213H244V212H242V214H243ZM24 214H25V213H24ZM28 214H30V213H28ZM92 214H93V213H92ZM92 214H91V215H92ZM123 214H124V212H123ZM130 214H132V212H130ZM190 214H191V212H190ZM7 215H8V214H7ZM10 215H11V214H10ZM25 215H26V214H25ZM36 215H37V214H36ZM93 215H94V214H93ZM111 215H112V214H111ZM116 215H117V212H116ZM116 215H115V216H116ZM118 215H119V214H118ZM183 215H184V213H183ZM230 215H231V213H230ZM64 216H66V215H64ZM67 216H68V215H67ZM67 216H66V220L68 221ZM97 216H98V215H97ZM12 217H13V216H12ZM18 217H19V216H18ZM119 217H120V216H119ZM122 217H123V215H122ZM263 217H264V216H263ZM208 218H210V217H208ZM211 218L213 219V216H212ZM232 218H233V215H232ZM252 218H253V217H252ZM252 218H251V219H252ZM214 219H216V218H214ZM230 219H231V216H230ZM239 219H241V214H240V218H239ZM253 219H254V218H253ZM261 219H262V218H261ZM114 220H115V219H114ZM262 220H263V219H262ZM41 221H42V220H41ZM210 221H211V220H209V222H210ZM218 221H219V220H218ZM248 221H250V220H248ZM257 221H258V220H257ZM4 222H5V221H4ZM7 222H8V221H7ZM216 222H217V221H216ZM237 222H240V221H237ZM251 222H252V221H251ZM259 222H260V221H259ZM234 223H235V222H234ZM240 223H241V222H240ZM209 224H210V223H209ZM211 224H212V223H211ZM213 224H214V223H213ZM213 224H212V225H213ZM256 224H257V222L255 223V225H256ZM20 225H21V227H24V226H25V224H22V223H20ZM45 225H46V224H45ZM224 225H226V224H224ZM3 226H4V225H3ZM16 226H17V225H16ZM29 226H30V225H29ZM40 226H41V225H40ZM217 226H218V225H217ZM219 226H220V225H219ZM222 226H223V225H222ZM222 226H221V227H222ZM232 226H235V225H232ZM236 226H237V225H236ZM241 226H243V225H241ZM14 227H15V226H14ZM238 227H239V226H238ZM245 227H246V226H245ZM1 228H2V227H1ZM37 228H38V227H37ZM37 228H36V229H37ZM211 228H212V227H211ZM211 228H209V229H211ZM213 228H215V227H213ZM32 229H33V228H32ZM36 229H35V230H36ZM58 229H59V228H58ZM220 229H221V228H220ZM4 231H5V230H4ZM212 231H213V230H212ZM235 231H236V230H235ZM22 232H23V231H22ZM32 232H34V230H32ZM215 232H216V231H215ZM9 233H10V232H9ZM11 233H12V232H11ZM55 233H57V232H55ZM6 234H7V232H6ZM12 234L14 235V233H12ZM52 234H53V233H52ZM7 235H8V234H7ZM5 237H6V236H5ZM31 238H32V237H31ZM6 239H7V237H6ZM40 239H41V238H40ZM42 239H43V238H42ZM53 239H54V238H53ZM262 239H263V238H262ZM1 240H2V239H1ZM17 240H18V239H17ZM35 241H36V240H35ZM45 241H46V240H45ZM64 241H65V240H64ZM46 242H47V241H46ZM55 242H56V241H55ZM55 242H54V243H55ZM25 243H27V242H25ZM41 243H42V242H41ZM62 243H63V241H62ZM65 243H66V242H64V245H65ZM20 244H21V243H20ZM31 244H32V243H31ZM57 244H58V243H57ZM57 244H56V245H57ZM7 245H8V244H7ZM15 245H16V244H15ZM33 245H35V244H33ZM67 245H68V244H67ZM30 246H31V245H30ZM10 248H11V247H10ZM17 248H18V247H17ZM17 248H16L15 250H17ZM21 248H22V247H21ZM21 248H20V249H21ZM26 248H27V247H26ZM42 248H43V247H42ZM74 248H75V247H74ZM77 248H78V247H77ZM18 249H19V248H18ZM27 249H28V248H27ZM9 250H10V249H9ZM9 250H8V251H9ZM23 250H24V248H23ZM11 251H12V250H11ZM42 251H43V250H42ZM76 252H77V251H76ZM27 253H28V252H27ZM69 253H71V251H70ZM20 255H21V254H20ZM20 257H21V256H20ZM23 257H25V256H23ZM48 259H49L48 261H51L52 263H53V262H54V263H57V262L61 261L60 259H57L56 257H53V256L50 257V258H48ZM81 259H82V258H81ZM111 259H112V258H111ZM16 260H17V259H16ZM82 260H83V259H82ZM105 260H107V259H105ZM99 261H100V260H99ZM101 261H102V260H101ZM78 262H82V261H81L80 259L76 258V259L71 260L70 263H71V264H77ZM95 263H96V262H95ZM10 264H11V263H10ZM16 264H17V263H16Z\"/></svg>","mask_w":264,"mask_h":264}]
</instances>
